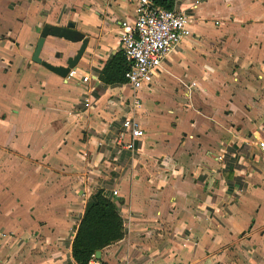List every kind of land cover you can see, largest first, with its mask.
I'll list each match as a JSON object with an SVG mask.
<instances>
[{"label": "crops", "instance_id": "1", "mask_svg": "<svg viewBox=\"0 0 264 264\" xmlns=\"http://www.w3.org/2000/svg\"><path fill=\"white\" fill-rule=\"evenodd\" d=\"M177 4L191 36L132 110L126 81L100 80L128 0H0V264H76L97 191L123 227L100 264H264V0ZM69 24L87 44L65 80L31 57L44 26ZM79 46L48 36L39 58L63 66ZM129 115L133 152L115 144Z\"/></svg>", "mask_w": 264, "mask_h": 264}, {"label": "built area", "instance_id": "2", "mask_svg": "<svg viewBox=\"0 0 264 264\" xmlns=\"http://www.w3.org/2000/svg\"><path fill=\"white\" fill-rule=\"evenodd\" d=\"M128 1L134 6L133 16L118 19L115 23L119 48L129 63L125 78L132 92L131 108L134 110L140 105L137 91L150 85L163 60L191 36L192 19L188 10L177 4L178 0H174L172 9L160 7L152 0ZM75 75L76 70L72 68L65 80H70ZM88 78L86 75L80 80L87 82ZM84 103L88 104V99ZM126 136L129 140L125 142ZM143 136L144 130L138 120L129 115L122 121V129L115 136V144L133 152L136 141ZM258 147L264 149V142H258ZM112 194L116 195L117 192L113 191ZM87 264L100 263L92 257Z\"/></svg>", "mask_w": 264, "mask_h": 264}, {"label": "trees", "instance_id": "3", "mask_svg": "<svg viewBox=\"0 0 264 264\" xmlns=\"http://www.w3.org/2000/svg\"><path fill=\"white\" fill-rule=\"evenodd\" d=\"M152 1L165 9L173 7V0ZM128 69L125 57L119 52L103 66L100 80L108 85L124 83V75ZM122 237V220L117 213V204L104 197L101 191H97L85 203L72 240V258L76 264H87L96 251L119 241Z\"/></svg>", "mask_w": 264, "mask_h": 264}, {"label": "water", "instance_id": "4", "mask_svg": "<svg viewBox=\"0 0 264 264\" xmlns=\"http://www.w3.org/2000/svg\"><path fill=\"white\" fill-rule=\"evenodd\" d=\"M72 24H69L68 27H59V26H44L39 34V38L35 44V47L32 52L31 60L36 64H40L49 71L55 73L56 75L65 78L68 71L72 68H75L79 59L81 58L84 50L86 48L87 41L83 39V35L80 32L71 29ZM56 37L63 38L69 42H80L78 50L75 52L74 56L66 59L63 66H54L45 61H42L39 58V54L42 50L44 41L46 37ZM95 258L99 257V251H96L94 254Z\"/></svg>", "mask_w": 264, "mask_h": 264}, {"label": "rangeland", "instance_id": "5", "mask_svg": "<svg viewBox=\"0 0 264 264\" xmlns=\"http://www.w3.org/2000/svg\"><path fill=\"white\" fill-rule=\"evenodd\" d=\"M59 50H61V51H60V54H61V55H63V54L67 51V49H65V50H63V49H59Z\"/></svg>", "mask_w": 264, "mask_h": 264}, {"label": "flooded vegetation", "instance_id": "6", "mask_svg": "<svg viewBox=\"0 0 264 264\" xmlns=\"http://www.w3.org/2000/svg\"><path fill=\"white\" fill-rule=\"evenodd\" d=\"M66 61V60H65Z\"/></svg>", "mask_w": 264, "mask_h": 264}]
</instances>
